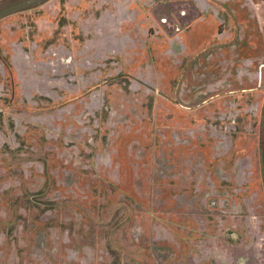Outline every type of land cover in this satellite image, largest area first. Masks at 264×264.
I'll list each match as a JSON object with an SVG mask.
<instances>
[{"label":"rangeland","instance_id":"374dc122","mask_svg":"<svg viewBox=\"0 0 264 264\" xmlns=\"http://www.w3.org/2000/svg\"><path fill=\"white\" fill-rule=\"evenodd\" d=\"M0 264H264V0L0 18Z\"/></svg>","mask_w":264,"mask_h":264},{"label":"water","instance_id":"95a60500","mask_svg":"<svg viewBox=\"0 0 264 264\" xmlns=\"http://www.w3.org/2000/svg\"><path fill=\"white\" fill-rule=\"evenodd\" d=\"M46 0H18L8 6H5L0 9V18L7 16L18 10L30 7L32 5L44 2Z\"/></svg>","mask_w":264,"mask_h":264}]
</instances>
